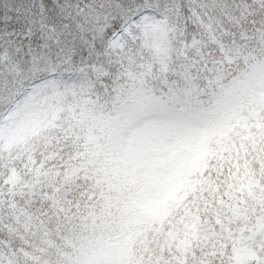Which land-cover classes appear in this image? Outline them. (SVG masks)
I'll return each mask as SVG.
<instances>
[{
    "label": "snow or ice",
    "instance_id": "obj_1",
    "mask_svg": "<svg viewBox=\"0 0 264 264\" xmlns=\"http://www.w3.org/2000/svg\"><path fill=\"white\" fill-rule=\"evenodd\" d=\"M0 264H264V0H0Z\"/></svg>",
    "mask_w": 264,
    "mask_h": 264
}]
</instances>
